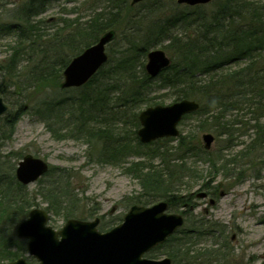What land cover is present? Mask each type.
<instances>
[{
    "label": "trees",
    "instance_id": "16d2710c",
    "mask_svg": "<svg viewBox=\"0 0 264 264\" xmlns=\"http://www.w3.org/2000/svg\"><path fill=\"white\" fill-rule=\"evenodd\" d=\"M106 2L105 7L100 11H94L84 20L81 17L74 19L60 17L61 19L55 22V28L50 36L46 34L43 22L35 20L45 12L48 0H25L22 4H17V7L9 8L8 17L14 19L15 23H3L0 26V37L4 29L5 34L13 36L8 55L0 61V95H5L6 88L13 84L22 86L25 91L35 86L44 89L49 85L59 87L63 70L70 60L95 43L103 33L115 30L120 31V36L117 33L108 46L117 45L119 53L116 59L112 60L108 52L107 63L89 82L83 87L73 88L80 90L79 95L76 98H66L67 101L73 100L72 104L77 103L79 107L90 110L94 114L92 115L94 121L99 122L97 128L85 134L88 140L107 141L105 149L109 148L106 143L110 139L113 140L111 155L115 159L126 149L125 141L110 132V124L106 125L108 120L113 118L106 119L103 115L109 112L107 110L109 107L112 109L110 106L112 100L114 101L113 120H117L115 118L120 114L125 116L126 113L133 112L134 135L138 139L137 129L140 127L138 111L143 105L154 104L148 97V89L154 79L146 72L143 57L151 49L161 46L162 49H169L179 54L178 59L176 61L174 59L170 67L160 75L164 76L162 77L164 84H169L168 86L173 88L176 95L174 100L189 98L200 103L198 111L184 118L194 117L198 120L195 131L189 136L181 133L177 137L179 147L188 145L187 150L186 147L182 148L183 151H188L187 155L191 150V140L197 139L199 132L207 126H214L218 136L226 134L230 139L233 137L236 124L246 125L242 119L246 116L249 122H253L254 137L250 141L251 145L264 142L262 122L264 118V0H214L211 3L214 6L211 11H207L205 5L182 4L179 6L183 7L169 11L159 6L157 2L151 3L145 5V12L143 11L144 15H147V20L152 19L149 25L146 23L145 29H136L131 16L127 17L136 5H143L145 1L135 6H132L129 0H106ZM3 9L6 10V5ZM126 20L124 29L122 26ZM118 36L124 37L123 44ZM64 47L71 48L72 57L58 59L56 54ZM22 71L24 74L20 73ZM19 86L15 90L17 95L22 94ZM113 92H117L114 97H112ZM4 100L9 105L5 98ZM66 100L45 101L41 113L52 125L58 124L61 128L64 124L67 128L65 123L71 122L75 128H78L81 122H77V119L72 121L75 112L69 110L71 105L64 102ZM27 108L28 105L24 104L16 111H11L9 105L2 125L12 130L21 112ZM95 112L99 115H95ZM169 139H160L155 143ZM247 150L249 151L245 148L244 152ZM199 151L210 152L204 147H200ZM160 154L163 156L161 160L167 159L166 151H161ZM195 155L199 156L198 153ZM221 160L223 162V159ZM210 163L216 170L215 174H219L218 167H215L213 162ZM232 163L234 162H224L222 168ZM141 168L137 169L136 176L141 180L143 195L138 197L136 204L149 205L154 200L163 198L168 201L169 208L172 209H176L179 203L186 207L190 205L189 195L179 197L174 193H167L171 192L169 183L175 175L172 173L173 169L170 167L158 169L151 164ZM66 185L51 187L46 190V195L43 194L52 205L58 202L55 201L58 196L71 199ZM24 190L25 186L13 175H4L0 178V226L5 221L13 225L30 211L31 200L26 198ZM150 195L154 196L152 200L148 199ZM142 196L147 198L139 200ZM185 208L181 212L185 213ZM69 212L71 213L72 210ZM180 230L167 240V243L172 242L169 243L171 246L169 252L165 254L170 256L174 263L181 249L185 250L189 258L198 259L200 254L204 264H210L213 255L221 250L202 247L197 251L199 247L193 249L189 245L184 246L179 241L181 237L176 238ZM0 232L3 233L1 229ZM13 246L17 247L13 231L9 235H0V256H6L8 259L18 257L20 253L13 250ZM191 251H193L192 255H190ZM223 254L222 251L216 255V259L221 258L217 260L218 262L225 259L226 255ZM191 264L195 263L191 262Z\"/></svg>",
    "mask_w": 264,
    "mask_h": 264
},
{
    "label": "rangeland",
    "instance_id": "374dc122",
    "mask_svg": "<svg viewBox=\"0 0 264 264\" xmlns=\"http://www.w3.org/2000/svg\"><path fill=\"white\" fill-rule=\"evenodd\" d=\"M23 1L25 0H0V26L3 23H15L14 19L8 17V13L10 14L8 9L13 6L17 7V4L20 5ZM144 1L143 5H136L135 9L127 14V17L130 15L135 22L133 25L136 29H145L146 23L149 25L152 21L151 18L147 20V15L143 13L145 5L157 2L159 6L169 11L183 7L179 6L177 0ZM106 3V0H48L45 12L35 20L43 22L46 34L50 36L58 19L81 17L84 20L89 18L94 11H100ZM5 5L6 10L3 9ZM205 8L211 11L214 6L207 4ZM126 23L127 20L122 28L125 29ZM4 32L5 29L4 35L0 37V61L8 55L13 37ZM117 33L120 36V31ZM119 40L123 44L124 37H120ZM117 49V45L114 44L107 46L112 60L118 56ZM163 50L168 53L172 61L178 59L179 54L169 49L163 48ZM58 53L56 57L61 59L72 57L73 52L70 47H64ZM146 61L147 55L143 57L144 65ZM20 73L24 74L23 71ZM162 77L164 76L155 78L148 89V97L152 103L154 102L153 105H165L175 101L176 95L173 88L168 86L169 84L165 85ZM17 86L19 85L13 84L7 87L6 94L3 96L9 103L11 111H16L24 104H27L28 108L21 112L12 130L2 125L4 116L0 118V127L2 126L0 128V178L4 175H13L16 178L15 171L18 163L28 154L47 161L51 171L36 182L24 185V193L26 198L31 200V208L38 207L49 212V224L54 229L60 230L69 218L88 221L99 218L98 229L107 231L113 228L123 221L125 214L133 205L152 206L164 200L163 198L156 199L149 205L136 204L138 197L143 195L141 180L136 176L137 169L150 164L158 169L170 167L175 175L169 183L171 192L167 193H174L179 197L190 196L189 206H182L179 203L176 209H168V212H180L184 216V223L176 238L181 237L179 241L184 246L189 245L193 249L199 247L197 251L202 247L221 249L213 255L210 264H264V142L251 145L254 130L253 122L247 120L248 116L242 118L246 125L236 124L234 126L233 137L230 139L226 134L218 136L214 126H207L199 132L197 139L191 140V150L187 155L188 151H183L182 148L186 147L187 150L188 145L179 147L177 138L150 144L141 143L134 135L133 112L130 111L125 116L120 114L118 118H115L117 120H113L114 101L112 100L110 102L112 109L109 107L107 109L109 112L103 113L106 119L113 118L109 119L106 125L110 124V132L120 136L119 139L126 143V149L115 159L111 155L113 140L110 139L106 143L109 148L105 149L107 141H90L85 136L87 132L98 126L99 122L93 119L94 114L84 107H79L77 103L72 104L73 100H66L68 97L76 98L80 90L73 88L62 90L58 86L49 85L45 89L35 86L25 91L22 86H19L22 94L17 95L15 93ZM116 93L113 92L112 97ZM63 99L66 100L64 102L70 103L69 110L72 109L75 112L72 121L77 119V122H81L84 128H80L81 126L75 128L71 122L65 123L67 128L64 124L60 128V125H52L42 115V105L45 101L57 102ZM146 106L143 105L138 113ZM95 115L99 114L95 112ZM262 122L264 123V118ZM197 125L198 120L189 117L180 123L179 129L182 134L189 136L195 131ZM205 133L215 136L209 153L199 151V148L204 146L202 136ZM245 148L249 151L244 152ZM161 151H166V160H161L163 158L161 154L159 155ZM196 153L199 156H196ZM227 161L234 163L223 169L222 164ZM210 162L218 167L219 174H215L216 170L212 168ZM65 184H67L71 199L58 196L55 199L58 202L52 205L44 196L46 190ZM202 193L206 194L204 198L200 196ZM146 198L142 196L139 200ZM153 198L152 195L148 196L150 200ZM184 208L185 213L181 212ZM70 210H72L71 213ZM28 213L29 211L24 214L22 220L28 216ZM19 222L11 225L5 221L0 226L2 236L9 235L13 231L17 245V247L13 246V250L20 253L18 257L11 259L0 256V264H8L9 261L19 257L25 258L30 264L38 263L28 253L27 240L18 238L16 235ZM170 237L171 235L148 255L159 259L167 256L165 253L169 252L171 248L169 243L172 242L167 243ZM188 241L191 243H187ZM222 251L223 255H226L225 259L218 262L219 258L216 259V255ZM192 253L193 251L190 255ZM177 254L174 264H191V262L204 264L200 254H198V259L189 258L190 256L184 249Z\"/></svg>",
    "mask_w": 264,
    "mask_h": 264
},
{
    "label": "water",
    "instance_id": "95a60500",
    "mask_svg": "<svg viewBox=\"0 0 264 264\" xmlns=\"http://www.w3.org/2000/svg\"><path fill=\"white\" fill-rule=\"evenodd\" d=\"M143 0H131L135 5ZM212 0H177L188 5L207 4ZM115 37L113 30L105 32L99 40L75 56L63 71L62 88L80 87L107 62L106 46ZM171 59L162 49L147 54L146 71L151 77L158 76L170 66ZM199 103L182 99L168 105H155L139 113L141 127L137 133L140 141L150 143L163 137L179 135L178 124L182 118L196 111ZM8 105L0 96V117ZM204 147L211 149L215 136H202ZM1 140V137H0ZM49 170L42 158L26 155L16 169L19 182L27 185L36 181ZM201 197L206 194L202 193ZM168 203L159 201L152 206L133 205L118 226L101 232L99 218L93 221L69 219L59 230L48 225L46 210L34 208L16 228L19 238L28 239V251L39 264H172L170 257L153 259L145 256L157 245L166 241L184 223L179 213H168ZM8 264H29L25 258Z\"/></svg>",
    "mask_w": 264,
    "mask_h": 264
},
{
    "label": "bare ground",
    "instance_id": "6f19581e",
    "mask_svg": "<svg viewBox=\"0 0 264 264\" xmlns=\"http://www.w3.org/2000/svg\"><path fill=\"white\" fill-rule=\"evenodd\" d=\"M182 5H186L185 3H182ZM83 52V51H82Z\"/></svg>",
    "mask_w": 264,
    "mask_h": 264
}]
</instances>
